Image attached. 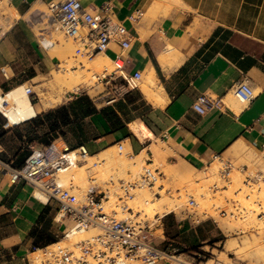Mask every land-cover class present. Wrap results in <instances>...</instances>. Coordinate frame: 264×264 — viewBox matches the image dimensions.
Returning <instances> with one entry per match:
<instances>
[{
    "label": "crops",
    "instance_id": "obj_1",
    "mask_svg": "<svg viewBox=\"0 0 264 264\" xmlns=\"http://www.w3.org/2000/svg\"><path fill=\"white\" fill-rule=\"evenodd\" d=\"M51 1L12 2L20 17L0 38V68L8 65L11 71L9 78L0 71L3 88L20 83L27 90L26 83L58 65L59 58L38 43L36 33V27L40 32L49 29L41 15L42 7ZM81 1L93 12L104 4L113 5L132 34L131 45L124 51L129 71L150 73L154 68L156 81L168 97L166 104H153L140 86L143 111L130 120L125 119L124 108L119 109L120 102L130 104L127 98L117 100L112 105L122 117V127L114 128L101 113L87 116L98 132L85 142L89 150L129 140L135 154L146 150L154 160L160 149L166 154L161 160L197 170L206 168L215 154L231 156L242 151L234 148L237 144L264 151V0ZM104 53L114 61L123 49L111 43ZM244 77L257 93L251 102L237 97L232 89ZM202 93L222 101L202 114L194 107ZM48 106L33 103L34 114L16 123L0 117V155L4 157L0 162V264H27L35 241L30 232L42 225L40 216L48 204L36 197L32 184L16 178L6 163L13 165L27 148L47 144L29 141L26 121H22L47 111ZM135 121H144L155 136L132 138L130 123ZM54 141L69 143L62 136ZM55 212L50 210V216L61 225L54 219Z\"/></svg>",
    "mask_w": 264,
    "mask_h": 264
},
{
    "label": "rangeland",
    "instance_id": "obj_2",
    "mask_svg": "<svg viewBox=\"0 0 264 264\" xmlns=\"http://www.w3.org/2000/svg\"><path fill=\"white\" fill-rule=\"evenodd\" d=\"M42 9L44 12H48V6H43ZM9 11L13 12L11 6H6L4 9L5 15L0 16V38L4 33L3 30H6L8 26L11 25L9 22L12 21L13 23V21L17 17H20L18 14L14 13H12V16L11 12ZM5 23L7 25H5ZM43 25H47L49 27L45 18ZM36 33L38 35V43H40L42 47H44V38L58 40L56 43L60 47L56 49L46 48L49 50L52 56L59 58L58 65L55 66L52 72L41 75L35 78L32 82L26 83L27 86L32 87V92H30L32 101L35 104H43L45 100H49L48 98H56L58 99V101L55 102L57 104L53 103L52 105L48 106L51 108H55L59 105L69 103L71 100L75 99L81 94H89L94 99L97 106L102 108L103 106L101 104L106 103V99H108V92L111 91V94H109L111 96L112 94H114V89L111 86H107L105 82L99 81L97 75H102L106 71H108L109 73L113 72L116 67L114 61L112 62V64L110 61H108L107 63V60L102 59L101 66L103 68H101V66H99V68L98 66H96V68L94 66V61H92L94 55L91 56L86 52V49L84 48L83 43L80 40L67 38L61 32L55 31L50 27L48 31L45 32H40L39 28L36 27ZM81 48L83 50H81ZM92 63L93 65H91ZM4 66L7 68V70L10 71V67L8 65H1V67ZM104 66H106V68ZM70 70H76V72H78V80L71 82H66L63 80L65 77L64 75L69 74L67 72H69ZM60 75H63V77H61ZM148 76H150L149 72H142V78L140 80L142 91H144L143 89L148 85ZM57 78H59V80ZM156 84L158 85L157 81ZM15 85L6 86L4 87V89H10ZM140 93L141 92L139 89H134L125 95L128 103H130L127 106H123L124 111L127 113V115L125 116L126 120H130L131 118H133V116L138 115L143 111V107L139 104L140 101L138 100L142 95ZM133 100L136 101L135 104L132 103ZM0 117L5 116L0 112ZM30 125L32 127H35L33 124ZM83 128V131L88 133V135L98 134V132H96L94 123L92 125V123L88 119L83 120ZM131 136L132 138H137L134 133H132ZM66 140L69 142L68 145H66L62 141L57 142L59 150L74 149L78 147L77 139L73 136L72 132L68 133ZM128 143V140L122 142L116 141L98 149L97 151L89 150L88 156L80 157V159H82L80 160V165H78L81 166L85 163L92 162L91 167L84 169V171L80 169L79 166L77 167L78 169L74 167L67 172L62 173L59 176L58 180L65 188L69 189L72 194H75L80 201L85 200L86 191L92 184L99 185L105 190L108 189L107 191L108 194H110V198L105 200L106 210L116 214L119 218L129 216V210L124 209L123 205H128L134 210L141 208L148 211L149 214L153 213V215L162 214L166 211V208H163L165 211L161 212V210L163 209L160 210L159 208L157 209L155 207L153 209L151 206H155L153 202H158V196H164L165 198H169L170 201L172 199V201L176 203L173 206V211L168 213L167 215L173 213L178 221H181L182 223L187 222L189 223V225H191L189 220L190 218L187 216V204L190 195H193L197 202V206L194 208L197 213V217H195V221L192 220V223L195 224V227H189V229H187L182 234L183 238L173 240L166 235L164 227L165 217L162 221L164 229H160V226H156L155 232L156 235H158L157 241L160 242L162 246H170L172 249L177 248V250L174 252L176 257L168 260V262L164 264H216V261L218 260H221L222 264H249L250 260L244 258V254L248 250L247 244L245 243L246 239L253 240L254 238H258L257 240L264 242V151L251 147H244L243 150L238 152L237 154L234 153L231 156L226 154L222 156L224 160H230L233 165L230 176L224 178L221 173L222 164L219 159H212V161L206 168L197 170L188 166L172 165L168 163L165 158L161 160L160 157L162 155H164L165 157L166 154H164V151L159 149L158 152H156V155L153 157L154 164L151 165L152 167L159 166L164 173V175H162V177L158 180L157 185L155 187H150L148 185H137L134 188H130V192L132 193V195L128 196V198L125 197V200L122 201L119 198L120 195L125 194V190L121 185L122 181L125 182L126 186L128 185L127 182L136 181L139 178L143 166L146 165V160L149 158V155L146 154L147 152L139 156V158L135 157L134 155L137 154L131 151V147L129 150L130 154L127 153L125 154V157L122 156L123 153L121 154L119 152V149H123L125 151ZM116 144L118 147L116 146V148H111V146ZM120 145H122L123 147L120 148ZM106 148H110L109 150H107V152L110 154H113L115 152V155L113 156V163H117L114 165L112 164L113 166L110 163H107L108 158H106L105 161L95 156L99 152H103V150ZM90 156H94L92 157L93 160ZM0 158L3 159L4 157L0 155ZM98 161L100 163H98ZM122 161L125 167L123 166ZM127 162H129V166H126L128 165ZM115 166L116 169H114ZM75 168L78 172L75 171ZM11 171L15 176L12 169ZM75 174L79 175L76 176ZM65 176L67 178H65ZM161 184H164L165 189L162 190L161 194H156V192L159 190V185ZM215 184H218L217 187H215ZM110 185L112 186V188ZM37 191L36 194H44L40 191ZM110 191L113 194L110 193ZM176 201H179V204ZM47 206H49L50 208L46 215L48 219L51 217L49 213L50 210L56 211L57 204L53 203L52 205L48 204ZM255 220L258 221L255 222ZM198 221H200V224H197ZM70 224L71 221L69 219L63 220V223L61 225L57 222H55L54 224L52 220L49 231L53 234L54 237L49 239L50 242L47 244L43 243L44 240L39 242L38 245L34 246V249H32L31 251L32 253L35 250L41 249L38 256H34L30 253L29 257H35L33 259L37 264H39L44 257L42 255H44L46 251L45 248L52 242L61 241L60 245L50 246L48 247V250H55L58 247L75 249L76 241L79 242L81 240H85L89 237V235L91 237L99 232V229L97 228H90V231L88 229L89 234L86 233V235L88 236H84V234L82 235V233H78V235H73V237L70 236L72 238L65 237L64 228ZM228 224H230L231 226L233 224L235 230H228L226 227H224L225 225L228 226ZM238 225L239 227H245L246 230L236 232L239 230V228H237ZM200 227L208 231L210 233V236L206 239H201L198 242L199 245L194 247L193 244H190L188 243V241H186V237L189 238V240L193 239L192 229L195 230V233H198L200 231ZM96 229L97 232L94 233L93 231H96ZM92 232L93 235L91 234ZM45 238H47V236H45ZM68 243H70V246H64ZM72 243L75 244L71 245ZM251 248H254V246H251ZM178 258L184 260L185 262H181L180 260H178ZM129 262H131L129 264H142L134 259H130Z\"/></svg>",
    "mask_w": 264,
    "mask_h": 264
},
{
    "label": "built area",
    "instance_id": "obj_3",
    "mask_svg": "<svg viewBox=\"0 0 264 264\" xmlns=\"http://www.w3.org/2000/svg\"><path fill=\"white\" fill-rule=\"evenodd\" d=\"M13 1L0 0V16L5 15V7L11 6ZM41 17L46 19L53 30L61 32L67 38L80 40L91 56L105 51L111 43L121 45L123 53L116 56L114 71L97 75L99 81L105 82L107 86L114 89V94L110 96L111 91L107 94V104L115 103L131 90L140 87L142 71L130 72L124 56V51L131 45L132 34L124 21L117 17L111 3L104 4L93 12L89 11L81 0H52L48 5V12H43ZM57 41L50 39V45ZM43 46L48 48L44 43ZM1 71L6 78H9L4 68L1 67ZM0 87H2L1 83ZM232 89L237 97L246 102H251L257 96L248 77L236 81ZM27 91L32 92V87L28 86ZM221 101V97L202 93L198 96L194 107L204 114L219 106ZM88 154L89 149L85 144L74 149L59 150L56 141L53 140L32 148L30 155L20 168L6 163L13 170L16 178L26 180L33 185L35 191L44 193L47 196V204H57L54 216L56 221L61 224L65 219L71 221V224L64 228L65 237H69L70 232H82L90 228L99 229V232L92 237L77 242L75 249L58 247L55 250H48L47 246L39 264H129L130 259L142 264H164L175 258L174 252L177 248L162 246L157 241L158 235L155 232L156 226L164 229L162 221L168 213L154 214L150 217L148 214L135 211L128 205H123L124 209L129 210V216L119 218L106 210L105 200L110 196L108 191L99 185H90L86 191L85 200L80 201L60 183L59 176L76 167L80 163V157H86ZM213 159L221 161V173L224 178L229 177L233 168L232 162L224 160L219 154H215ZM0 162H3L1 158ZM153 164L154 160L149 157L136 181L127 182V186L122 181L121 185L125 190V194L119 197L122 201L125 197L132 195L130 188L137 185L156 186L164 173L159 166L152 167ZM163 189L164 185H159L156 194H161ZM36 197L42 200L37 194ZM187 206V216L193 222L197 217L194 210L197 202L193 195H190ZM198 223L200 224V221ZM28 264L37 263L28 257Z\"/></svg>",
    "mask_w": 264,
    "mask_h": 264
},
{
    "label": "bare ground",
    "instance_id": "obj_4",
    "mask_svg": "<svg viewBox=\"0 0 264 264\" xmlns=\"http://www.w3.org/2000/svg\"><path fill=\"white\" fill-rule=\"evenodd\" d=\"M11 8H12V10H13V12H11V11H9V12H11V14L12 13H14V14H20L19 13V11L17 10V8L15 7V6H11ZM11 16V15H10ZM12 16H13V14H12ZM9 17V16H8ZM11 18V17H10ZM5 19V18H4ZM6 20V19H5ZM10 20H12V19H10ZM8 21V20H7ZM8 23V22H7ZM10 24L12 23V21L11 22H9ZM5 25H7L6 23H5ZM4 29V28H3ZM7 30V29H6ZM3 31H5V30H3ZM3 33V32H2ZM43 43L44 44H46L47 46H48V48H52V49H56V48H59L60 46L57 44V43H54V44H52V45H50V39H48V38H44L43 39ZM74 46V45H73ZM80 48V47H79ZM68 49H70V48H68ZM75 49V48H74ZM81 50H83L82 48H81ZM85 50V49H84ZM70 52V51H69ZM84 52V51H83ZM75 53V52H74ZM107 60L106 62L108 63V61H110L111 63L113 62V60H111V58L108 56V55H106L105 53H104V51L103 52H98V53H96V54H94V56H93V60L92 61H94V63H95V67L96 66H98V68H99V66H101V60ZM91 61V62H92ZM106 63V64H107ZM103 64V63H102ZM105 64V65H106ZM110 64V63H109ZM113 64V63H112ZM85 65V64H84ZM91 65H93V63L91 64ZM108 65V64H107ZM105 68H106V66H104ZM4 69H5V71H6V73L8 74V75H10V71L9 70H7V68L4 66L3 67ZM9 68V67H8ZM97 68V67H96ZM101 68H103L102 66H101ZM10 69V68H9ZM154 68H152V70H151V72H150V76H148L147 77V80H148V85L147 86H145V88L143 89L144 90V92H145V95H146V97L148 98V100L149 101H151V102H153V104H166L167 103V96H166V94H165V91L163 90V88H162V86H159V85H157L156 84V74H155V71L153 70ZM67 73H69V74H67V75H64L65 77H64V81H66V82H71V81H76V80H78V72H76V70H70L69 72H67ZM80 73V72H79ZM59 74V73H58ZM85 74V73H84ZM61 76V75H60ZM83 76V75H82ZM61 77H63V75L61 76ZM58 80H59V78H57ZM62 79V78H61ZM25 88H24V86L23 85H17V86H15L14 88H11V89H7V90H5V89H3L2 87H0V112L1 113H3V115H5L7 118H9L10 119V121L12 122V123H16L18 120H22V119H24V118H26V117H29V116H31V115H33L34 114V109H33V101H32V98H31V94L27 91V90H24ZM52 95V94H51ZM54 95H56V94H54ZM48 98V97H47ZM57 98H59V97H57ZM43 99H44V97H43ZM46 99V98H45ZM49 100H45V102L43 103V101H42V103H43V105L44 106H48V105H52L53 103H55V102H57L58 101V99H56V98H48ZM61 99V98H60ZM55 104H57V103H55ZM235 107V106H234ZM38 108H40V106H38ZM236 109V108H235ZM239 109H241V108H239ZM23 121H25V120H23ZM22 121V122H23ZM130 129L133 131V133L135 134V135H137L138 137H140V139H143V140H145V139H148V138H153L155 135H154V132L148 127V125L144 122V121H135V122H131L130 123ZM129 141V140H128ZM122 142V141H121ZM127 143V142H126ZM119 144V143H118ZM116 146H117V144L116 145H113V146H111V148H116ZM118 147V146H117ZM120 148H122L123 146L122 145H120L119 146ZM239 147V148H238ZM243 147H244V145L242 144V145H239V144H237L236 146H234V148L235 149H237V150H242L243 149ZM110 149V148H109ZM109 149H106V150H104L103 152H101V153H99V155L97 154V155H95L97 158H100L101 160H105L106 158H108L107 159V163H110L111 165L113 164H116L117 162H115V163H113V156L115 155V152L113 153V154H110V153H108L107 152V150H109ZM129 150H130V144L128 143V145L126 146V149H125V151L123 150V149H119V152L122 154L123 153V155L122 156H124L125 157V154H130L129 153ZM132 151V150H131ZM156 152H158V149L156 150ZM144 153H146V150H144L141 154H137V155H134L135 157H138L139 158V156H141L142 154H144ZM147 154V153H146ZM88 156V155H87ZM122 156H121V158H122ZM79 157V156H78ZM91 158L92 157H94V156H90ZM89 157V158H90ZM95 157V158H96ZM117 157V156H116ZM123 157V158H124ZM127 157V156H126ZM94 158V159H95ZM96 158V159H97ZM120 158V159H121ZM130 158V157H129ZM82 159V158H81ZM80 159V160H81ZM88 159V158H87ZM125 159V158H124ZM128 159V158H127ZM143 159V158H142ZM152 159V158H151ZM85 160V159H84ZM92 160H93V158H92ZM99 160V159H98ZM122 160V159H121ZM141 160V159H140ZM146 160V159H145ZM86 161V160H85ZM106 161V160H105ZM120 161V160H119ZM133 161H135V160H133ZM91 163V164H90ZM98 163H100L99 161H98ZM121 163V162H120ZM128 163V165H126V166H129V162H127ZM142 163V162H141ZM122 164H123V161H122ZM137 164V163H136ZM222 164V163H221ZM80 165V164H79ZM79 165H77L76 166V168L79 166ZM103 165H104V163H103ZM112 165V166H113ZM132 165V164H131ZM134 165H135V163H134ZM92 166V162H88V163H85V164H83V165H81V166H79L80 167V169H82L83 171H84V169H86V168H89V167H91ZM119 166V165H118ZM123 166H124V164H123ZM121 167H122V165H121ZM125 167V166H124ZM123 167V168H124ZM132 167V166H131ZM75 168V171H77V169ZM114 168V167H113ZM118 168H120V167H118ZM122 168V169H123ZM114 169H116V166H115V168ZM131 169V168H130ZM133 169V168H132ZM135 169V168H134ZM125 171V170H124ZM134 171V170H133ZM71 172V171H70ZM78 172V171H77ZM104 172V171H103ZM76 175V174H75ZM79 174H77L76 176H78ZM72 176H74V175H72ZM71 176V177H72ZM65 178H67L66 176H65ZM76 178H78V177H76ZM69 179V178H68ZM67 179V180H68ZM111 179V178H110ZM101 180V179H100ZM96 181V180H95ZM109 182V181H108ZM113 182V181H112ZM100 183V182H99ZM216 183H218V182H216ZM107 184V183H106ZM101 185V184H100ZM116 185H118V184H116ZM157 185V184H156ZM164 185V184H163ZM218 185V184H217ZM109 186V185H108ZM107 186V187H108ZM111 186V185H110ZM114 186V185H113ZM214 186V185H213ZM116 187V186H115ZM165 187V186H164ZM212 187V186H211ZM111 188H112V186H111ZM158 188V187H157ZM110 189V188H109ZM165 189V188H164ZM108 190V189H107ZM112 190V189H111ZM115 190V189H114ZM113 191V190H112ZM38 192V191H37ZM114 192V191H113ZM156 192V191H155ZM161 192H162V190H161ZM110 193H112L111 191H110ZM113 194V193H112ZM85 195V194H84ZM110 195V194H109ZM37 196L39 197V198H41L42 200H44V201H46L47 200V196L45 195V194H41V193H37ZM113 196V195H112ZM157 200H158V202L156 203V202H153L154 204H155V206H151L153 209H154V207L155 208H159L160 210L161 209H163V210H161V212L163 211H165L166 213H169V212H172L173 211V206H174V204H176L175 202H173L172 201V199H171V201L169 200V198H165L164 196L162 197V196H158V198H157ZM176 200V199H175ZM180 200V199H179ZM111 201V200H110ZM109 201V202H110ZM137 202V201H136ZM177 202V201H176ZM179 202V201H178ZM177 202V203H178ZM179 204V203H178ZM181 205V204H180ZM132 208V207H131ZM151 208V209H152ZM135 211H137V212H141V213H143V214H148L150 217L151 216H153V213L152 214H149V212L148 211H146V210H144V209H141V208H139V209H137V210H135ZM263 214H264V212H263ZM262 217V216H261ZM256 221H258V220H255V222ZM230 224H228V226L227 225H225L224 227H226L228 230L230 229V230H235L234 229V227H233V224H232V226L230 225ZM233 227V228H232ZM237 228H239V230L238 231H236V232H241V231H244V230H246V228L245 227H243V226H240L239 227V225H238V227ZM160 229H162V228H160ZM89 231H90V229H89ZM89 231L88 230H84V231H80V232H70V234H69V237L70 236H72L73 237V235H78V233H82V235L84 234V236L86 235V233L87 234H89ZM94 233L95 232H97V229H96V231H93ZM93 232L91 233L92 235H93ZM98 233V232H97ZM163 233V232H162ZM95 235V234H94ZM86 236H88V235H86ZM72 237H70V238H72ZM75 237V236H74ZM82 237V236H81ZM89 237H90V235H89ZM88 237V238H89ZM92 237V236H91ZM78 238V237H77ZM80 238V237H79ZM85 238V237H84ZM88 238H86V239H88ZM253 238V237H252ZM76 239V238H75ZM258 239V238H257ZM256 238H254L253 240L251 239V240H247L246 239V241H245V243L247 244V247H248V250L246 251V253L244 254V258H246V259H248V260H250L249 261V264H264V242L262 241H259V240H257ZM69 240V239H68ZM79 240V239H78ZM72 241V240H71ZM70 242V241H69ZM75 242V241H74ZM60 243H61V241H56V242H52L48 247H50V246H58V245H60ZM63 243V242H62ZM71 243V242H70ZM70 243H68L67 245H64V246H68ZM76 244H77V241L75 242ZM75 243H72L71 245H74ZM236 243V242H235ZM234 243V244H235ZM62 245V244H61ZM70 246V245H69ZM251 246H254V248H251ZM66 248V247H65ZM53 249V248H52ZM50 250V249H49ZM40 251H41V249H38V250H35V251H33L31 254L32 255H34V256H38V254L40 253ZM31 255V256H32ZM45 255V254H44ZM44 255H42V256H44ZM241 255V254H240ZM242 255H243V253H242ZM32 258V257H31ZM33 258H35V257H33ZM32 258V259H33ZM42 258V257H41ZM37 259H39V258H37ZM220 259V258H219ZM222 259V258H221ZM34 260V259H33ZM178 260H180L181 262H185L184 260H182V259H179L178 258ZM224 260V259H223ZM132 262V261H131ZM131 262H129V263H131ZM224 262V261H223ZM134 264V263H133ZM137 264V263H136ZM216 264H222V261L221 260H218V261H216Z\"/></svg>",
    "mask_w": 264,
    "mask_h": 264
},
{
    "label": "trees",
    "instance_id": "obj_5",
    "mask_svg": "<svg viewBox=\"0 0 264 264\" xmlns=\"http://www.w3.org/2000/svg\"><path fill=\"white\" fill-rule=\"evenodd\" d=\"M122 108L124 107L120 102L119 109L122 110ZM99 113L103 114L114 128L124 126L122 117L113 105L99 108L94 99L89 94H81L75 99L71 100L69 103L51 108L47 111L37 114L30 119L25 120L26 122H23H25L24 125L29 131V141L50 143L54 139L61 136L67 139L68 133L72 132L73 136L77 139V145L80 146L85 144V142L88 141L90 137L94 136L92 134L88 135V133L83 131V120L87 116H94ZM30 124H33L35 127H32ZM30 153V148L25 149L18 159L12 163V166L18 168L22 167ZM49 209V206H47L45 212L40 216V220L42 221L41 227L35 226L30 232L31 236L35 238L34 246H37L38 243L43 240V243L47 244L50 242L49 239L54 237L49 231L52 217L48 219L46 217ZM181 224L182 222H179L173 213L166 215L164 218L166 235L173 240L183 238L182 234L187 229H189L190 225L187 222L183 223L182 225ZM192 233L193 239L189 240V238L186 237V241H188L190 244H193L194 247L199 245L198 242L201 239H206L210 236V233L202 227H200V231L198 233H195V230L192 229ZM45 236H47V238H45Z\"/></svg>",
    "mask_w": 264,
    "mask_h": 264
}]
</instances>
